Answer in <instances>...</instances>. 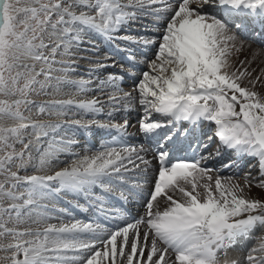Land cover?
<instances>
[{
	"label": "snow or ice",
	"instance_id": "snow-or-ice-1",
	"mask_svg": "<svg viewBox=\"0 0 264 264\" xmlns=\"http://www.w3.org/2000/svg\"><path fill=\"white\" fill-rule=\"evenodd\" d=\"M177 4L173 8L167 0H0V252L6 253L0 256V264H219V253L227 256L229 249L252 238L257 229L262 234L248 253L246 264H264V255H253L264 254V200L244 195L246 188L264 189V95L255 90L258 84L264 86V80L259 76L249 79V87L242 81L251 77L250 72L237 74L227 70L229 42L237 39L233 29L239 32L244 24L239 20L230 23L204 11V6L211 5L227 9L234 17L264 21V0H177ZM168 12L172 15L163 29L155 59L148 62L149 70L134 85L143 110L139 131L150 139L159 138L157 147L152 149L158 173L143 216L116 230L80 220L52 224L46 201L61 192L88 195L100 188L111 193L128 182L130 172L141 173L132 187L142 192L151 166V160L146 158L149 149L102 144L80 156L70 150L76 141L68 140L49 143L41 150V141L48 135L46 130L60 125L33 121L23 115L21 107H36L38 114L56 116H66L73 107L84 114L100 113L101 101L95 98L52 99L36 104L29 97L33 93L48 94L49 87L55 93L64 86L75 88L77 93L87 90L91 79L69 78L77 64L71 59L70 49L83 43L85 33L95 32L110 39L121 25L134 22L139 16L151 14L160 21L161 13ZM49 29L50 35L57 37L55 46L44 43ZM132 42L148 47L157 41L141 37ZM49 47L50 56H45L42 50ZM61 47L69 60L54 59ZM258 54L253 52V60ZM26 60L33 64L25 63ZM37 63L42 65L39 71ZM55 63H60L61 68L53 69ZM90 63L110 66L100 61ZM53 71L64 75L54 77ZM88 71L91 75L94 69ZM41 76L43 80L39 79ZM117 79L123 77L110 74L107 83L119 93ZM105 83L100 81L101 86ZM135 99L131 92L113 93L107 102L115 108L121 101ZM153 113L162 119H156ZM108 115L111 117L112 112ZM181 121L193 127L202 121L213 123V135L221 146L255 158L262 179L257 181L246 174L241 185L233 182V177L217 174L213 178L210 173L214 169L201 164L207 159L204 156L169 164L170 153L165 144L189 133V129L178 127ZM71 124L85 132L95 126L115 130L121 136L127 135L129 127L127 120H94L87 124L74 120ZM28 129L34 138L25 143ZM212 139L209 136V143L203 147H210ZM16 143L22 144L20 151L16 150ZM61 153L74 157L62 169L52 174H20L29 166L34 173L49 171L54 163L61 162ZM216 155H220L219 149ZM120 195L126 199L122 191ZM4 201L9 202L7 206ZM96 201L102 203L103 196H97ZM162 203L165 206L161 211ZM9 223L13 227H8ZM5 238H10L8 243L2 242ZM225 264L240 262L225 260Z\"/></svg>",
	"mask_w": 264,
	"mask_h": 264
},
{
	"label": "bare ground",
	"instance_id": "bare-ground-1",
	"mask_svg": "<svg viewBox=\"0 0 264 264\" xmlns=\"http://www.w3.org/2000/svg\"><path fill=\"white\" fill-rule=\"evenodd\" d=\"M207 12H208V10H207ZM121 31H124V30L121 29ZM236 37H237V35H236ZM99 38L101 39L100 36H99ZM123 40L127 41L126 39H123ZM131 40H133V39L128 40V42L133 43ZM56 43H57L56 41L49 42V45L51 46V45H54ZM229 47L231 48V51H230V54L227 55V57H226L227 63L229 65V67H228L227 70L229 72L235 71V72H237V74H239V72H242V71H245V70H247V72H250L251 73V77H247L246 76L245 79L242 81V85H248V80L249 79H254V78L258 77V76L261 77L262 80H264V51L263 50L261 51L260 49H257L256 47H254L253 46V43H250V42L249 43L248 42L243 43L241 40H239L238 37H237V39L234 42H229ZM241 47L243 48V51L237 52L236 49L237 48H241ZM62 50L64 51V49H62ZM42 51L44 52V49ZM253 52H258L259 53L255 57L254 60L252 58L253 57ZM46 55L47 54L45 53V56ZM242 60L245 61V63L243 65H241V63H240V61H242ZM248 61H251V63H248ZM248 86L251 87V85H248ZM255 90H257L258 92H260L261 95H264V86H261L260 84H258ZM51 96L52 97L53 96L54 97H57L56 99H59V98L65 97L66 95H65V93L63 91H61V92H59L57 94L54 93ZM46 115L49 117V119L50 118H53V116H56V115H48V114H46ZM46 115L35 114L34 116H35V118H38V120H43V117L46 116ZM69 116H72V115H69ZM46 117L44 119H46ZM48 122H49V120H48ZM135 131L136 132H133L134 134L132 135L133 138H134L133 139L134 140L133 141L134 143L137 142V141H140L142 139V137H141V135L139 133L138 128H136ZM108 132H110V130H108ZM136 147L139 148L140 146H136ZM145 148H147V147L145 146ZM149 153H147L146 158L149 159V160H151V166L147 170V172H149L148 175H147L148 184H146L144 186V189H143L142 192L139 191V193H140V195L142 197H144L146 195L147 191L149 190V187H151L150 186V183L152 184V182L154 181L155 174L157 172V160L155 159V155L152 156L150 151H149ZM60 155H66L65 157H63V158L66 159L67 158V155H69V154H67V153H61ZM63 158H61L60 160H63ZM223 158H225V156L220 155V161L223 160ZM251 158H252V160L250 162H248V161L241 162L242 159H236L235 161H232L231 160V162H226L225 165L231 164L232 162H236L235 164L238 165V166H240V168H241L240 171H242V168L247 167L248 172L251 173L253 171V169H254V166H256V164H258L257 163V160L255 158H253V157H251ZM218 159L219 158L216 159V162H215V160H211L210 161V164L206 165V163H202V165L204 167H207V168H209V167H212L213 168L215 164H218V162H217ZM59 164H57V166ZM225 165H221V168H219V171L220 172H218V171L217 172H211L210 175H212L213 178H215V176L217 174H219L221 177H227V176H229L227 174H230L232 172H225L223 170L224 167H225ZM143 167L144 166L141 165V168H143ZM236 169L238 170V167ZM240 171H239V173H240ZM130 173L133 174V175L136 174V173L139 174V172H130ZM232 174H235V173H232ZM245 175H241L243 179H244V176ZM258 178H259L258 180L262 179L261 176L258 177ZM255 180H257V179H255ZM233 182H238L241 185L244 184V180L241 181V180H238V179H234ZM95 190L93 189L92 192L95 193L96 192ZM68 194L71 195V196H73V198L72 197H70V198H66L65 197L64 202L62 201L61 204H66V206H68V207H70L72 209H75V210L77 209V213L76 214L77 215H80V212H79L80 210H78V206L81 205V203L79 202L80 195H78L77 193H68ZM178 195L179 194H177V196ZM244 195L247 198H250V199H262V200H264V189H261V188L255 187V186H253L250 190L246 188L244 190ZM91 197L94 198L95 197V194H93V196L91 195ZM124 200L127 202L128 206L132 210V212H133L132 214L134 216H136L137 218H140L141 216H143L144 211H145V207H144L145 204L144 203L133 204L131 197H128V198H126ZM47 202H49V203L51 202V205H54L52 207H49L48 206V210L51 211L52 210L51 208H53V209L56 210V213H58L59 215H61V217H57V216L54 215V213H51L53 218L50 220V222L52 224H55L56 222H60L61 223V222H63L66 219V217L71 216V215H74V214H70L69 215L67 212L60 213L58 210L59 209H63V208H58V207L55 206V205L59 204V202H56L55 199H53V197H50ZM98 203L100 205V206H97V208L99 210V213L104 218H106V220H107V222L109 223L110 226L114 227L113 229H110V228H108V229H110V230L118 229L119 227L125 226L127 223L134 222L133 220L126 218L125 215L122 212H120V211L114 212L113 210H109L107 208V206H105V204H103L101 202H98ZM164 206L165 205L163 203L160 205V210L161 211L163 210ZM101 209H103V212L101 211ZM86 217L89 220L88 223H96V222H94L93 216H86ZM121 217H123V218H121ZM83 222H85V221H83ZM258 231H259V229H257V232ZM260 231H259L260 232L259 236L262 234V230H260ZM243 258L245 259L244 255H243Z\"/></svg>",
	"mask_w": 264,
	"mask_h": 264
},
{
	"label": "rangeland",
	"instance_id": "rangeland-1",
	"mask_svg": "<svg viewBox=\"0 0 264 264\" xmlns=\"http://www.w3.org/2000/svg\"><path fill=\"white\" fill-rule=\"evenodd\" d=\"M122 2L123 3H127L128 2V0H122ZM133 3H135V0H133ZM205 12H207V10L205 11ZM55 19V18H54ZM151 19H150V17H146V16H139L138 17V19L136 20V21H139V22H143L144 24H145V27L144 26H139V27H141V28H147V25H149V21H150ZM123 26V27H122ZM137 26V25H136ZM128 28H130V30L131 31H134V30H136L137 28H133V27H129V26H127V24H123V25H121L120 26V28L118 29V31L120 30L121 31V29H123L124 31V33H130V32H127L126 31V29H128ZM135 32V31H134ZM50 33H51V29H49V33H46L45 35H44V40L46 39V38H48V37H50L51 35H50ZM131 34V33H130ZM86 35V36H85ZM85 35H83L84 37H83V40H85V41H89V42H91L90 43V45H87V44H81V45H79V47H81V46H83L84 48H89L90 46H92V45H95L96 43H97V41L94 39V36H90L89 34L87 35V34H85ZM140 35H143V34H140ZM52 37V36H51ZM98 37H99V35H98ZM124 37H129V38H131L128 34H124ZM131 39H135L134 37L133 38H131ZM55 41L54 39H52V38H48V39H46L45 41H44V43L45 44H49V42H53V41ZM123 40V39H122ZM37 43H39V41H37ZM85 43V42H84ZM55 45V44H54ZM96 45H98V44H96ZM51 46H53V45H51ZM73 46H75V45H73ZM253 46L254 47H256L254 44H253ZM50 48V47H49ZM82 48V47H81ZM257 49H259L258 47H256ZM62 49H64V48H60L59 50H61V51H63ZM48 50V48H45L44 49V52L47 54L46 56H50V52H48V51H50V50H48L47 52L46 51ZM89 51H91V49H88ZM71 51V50H70ZM71 52H74L73 50L71 51ZM44 53V54H45ZM80 53V52H79ZM81 54L83 55V57H86V58H88V59H95V58H97V55H92L90 52H82V53H80L79 54V56H81ZM65 56H67V55H64L63 54V56H61V57H65ZM86 58L85 59H80V57L78 58V59H74V60H79V61H83V62H85V61H87L86 60ZM54 59L55 60H60V61H62L58 56H56V57H54ZM66 60H69V57L67 56L66 58H65ZM25 63H28V64H31L32 63V60H26L25 61ZM55 65H59V64H57V63H55ZM42 65L40 64H37V66H36V68H40ZM104 70V69H103ZM62 75H64V73H55V74H53V76L54 77H60V76H62ZM80 74L78 73V74H75L74 76H72V77H69V78H76V77H78ZM70 76V75H69ZM80 76H82V75H80ZM39 79L40 80H43V77L41 76V77H39ZM76 79H78V78H76ZM75 79V80H76ZM93 81V80H92ZM53 84H55V80H53ZM64 87H66V88H64V90L65 91H67L68 90V92H71V91H75L76 89L75 88H72V87H67V86H64ZM97 87H100V86H97ZM37 88H39V86H37ZM101 88V90L102 89H104V87H100ZM100 92H103V91H100ZM47 93L48 94H44V93H40V94H37V93H33L30 97H29V99L30 100H32V101H36L35 103L36 104H39V103H42V102H45V101H48V100H52V99H56L57 97H52L51 95H53L55 92H54V90H53V88H51V87H49L48 89H47ZM92 94V93H91ZM91 94H87V92H84V93H81V95L80 96H78V98L77 99H79V100H86L87 98H89V96L91 95ZM39 95V96H38ZM48 95V96H47ZM101 95L99 94V91H95V99L96 98H99V100H101V97H100ZM64 97H62L61 99H63ZM103 98H105V96H102V99ZM64 99H68V97H66V98H64ZM76 99V100H77ZM39 100V101H38ZM103 106V104H101L100 105V108ZM73 111H76V112H79V111H77L76 109H75V107H73V108H71L70 110H68V113H73ZM21 112L23 113V115L24 116H26V117H32V118H30L31 120H33V121H36L37 119H35L34 117V115L35 114H38V109L36 108V107H32L30 110H25V108L22 106L21 107ZM42 115H46V114H42ZM47 116V115H46ZM46 116H44L43 117V120H39V121H44V122H48V120L50 121V123H52V124H59V122H62V121H66L65 123H67V125H70V128L69 127H67V126H63V125H61L60 124V127L59 128H56L55 130H53V129H47L46 131L48 132V135H47V137H45V138H43L42 139V144H45V146L47 147L48 146V144L49 143H54V142H57V141H68V140H73V141H75V138H77V137H79V135L78 134H76L75 135V131H77V127L74 125V126H71V123H70V121L71 120H80V121H82L83 119H85V120H89V121H92V118H88V116H84V117H75V118H72V117H69V116H53V118H50L49 119V117L47 118ZM46 117V119H44ZM57 118V119H56ZM40 119V118H39ZM52 119V120H51ZM63 119H65V120H63ZM68 119H71V120H68ZM46 120V121H45ZM6 123H8V124H11V123H13V121H7ZM34 138V134L32 133V130L31 129H29V130H27V132L24 134V142L25 143H27L28 142V140L29 139H33ZM47 140H48V142H47ZM76 144H77V142H76ZM15 147H16V150L17 151H20L21 150V148H22V144H20V143H16V145H15ZM35 147V146H34ZM79 149V147H77V148H75V150H74V148L72 149V152L71 153H75L76 151H79V155H83V154H85L86 152H89V150H82L83 148H81L80 150H78ZM43 150V149H42ZM74 150V151H73ZM33 152H34V149H33ZM35 154V153H34ZM59 158H61L60 156H59ZM74 158V157H73ZM73 158H63V160H68V161H70L71 159H73ZM60 164H65V163H60ZM59 164V165H60ZM58 165V166H59ZM55 167L56 166H54L53 165V167L49 170V171H47V172H45V173H34V170L32 169V167L31 166H29L27 169H25V170H21V172H20V174L21 175H26V174H52V170H55ZM63 168V167H62ZM62 168H60V169H62ZM58 169V168H57ZM245 168H242V171L244 170ZM12 170L13 171H15L16 170V168H15V165H13L12 166ZM246 170H248V169H246ZM242 171H240V173L239 174H241V175H245V174H242ZM248 172V171H247ZM250 172H248L247 174H249ZM253 174V173H252ZM233 175V174H232ZM242 177V176H241ZM240 177V178H241ZM253 178V177H252ZM234 179H238V178H234L233 177V180ZM238 180H241V179H238ZM242 180H244V179H242ZM241 180V181H242ZM258 181V180H257ZM9 202L8 201H4V204H5V206H7V204H8ZM46 203H49V202H46ZM50 204H51V202H50ZM61 204V203H60ZM85 208V207H84ZM81 215V214H80ZM86 216H90V215H86ZM70 222H73V221H71L70 220ZM70 222H68V223H70ZM64 223V222H63ZM8 227H13V225L11 224V223H9V225H8ZM17 227H27V225H19V226H17ZM259 231H260V229H259ZM258 231V232H259ZM257 232V233H258ZM261 232V231H260ZM260 232L258 233V236H259V234H260ZM255 237L253 236V244H254V241H255V239H254ZM9 239L10 238H5L2 242L3 243H8L9 242ZM256 241L258 242V240L256 239ZM3 255H6V253H4V252H0V256H3ZM254 255H255V253H254ZM245 264H246V260H245Z\"/></svg>",
	"mask_w": 264,
	"mask_h": 264
}]
</instances>
